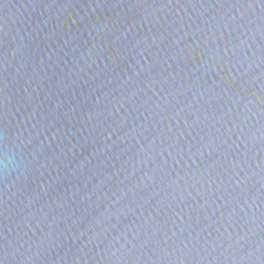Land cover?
<instances>
[{"label":"water","instance_id":"1","mask_svg":"<svg viewBox=\"0 0 264 264\" xmlns=\"http://www.w3.org/2000/svg\"><path fill=\"white\" fill-rule=\"evenodd\" d=\"M2 264H264V0H0Z\"/></svg>","mask_w":264,"mask_h":264},{"label":"snow or ice","instance_id":"2","mask_svg":"<svg viewBox=\"0 0 264 264\" xmlns=\"http://www.w3.org/2000/svg\"><path fill=\"white\" fill-rule=\"evenodd\" d=\"M0 264H2V261H0Z\"/></svg>","mask_w":264,"mask_h":264}]
</instances>
